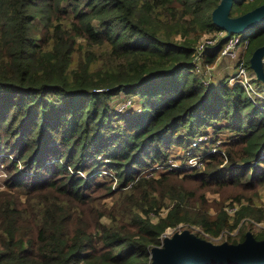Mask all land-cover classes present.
Instances as JSON below:
<instances>
[{
	"label": "trees",
	"instance_id": "1",
	"mask_svg": "<svg viewBox=\"0 0 264 264\" xmlns=\"http://www.w3.org/2000/svg\"><path fill=\"white\" fill-rule=\"evenodd\" d=\"M219 2L0 0V165L12 163L6 183L15 189L0 191V264H151L150 249L169 227L190 223L218 235L249 214L262 219L248 205L233 222L226 211L210 217L203 196L193 201L192 191L174 186L178 169L141 175L165 162L172 145H188L201 128L221 123L234 135L225 152L201 160L204 185L264 182V100L228 76L206 84L191 70L199 35L221 30L211 16ZM263 2L235 0L231 15ZM256 27L244 34L248 67L264 43V21ZM224 36L209 63L221 54ZM79 38L89 49L82 54ZM256 89L264 94V84ZM122 92L143 99L140 113L114 110L111 101ZM224 160L243 165L223 172ZM105 167L115 171L117 191L95 183ZM118 190L129 192L120 207L100 214L112 223L94 222L99 210L91 201ZM168 196L173 201L163 216Z\"/></svg>",
	"mask_w": 264,
	"mask_h": 264
},
{
	"label": "rangeland",
	"instance_id": "2",
	"mask_svg": "<svg viewBox=\"0 0 264 264\" xmlns=\"http://www.w3.org/2000/svg\"><path fill=\"white\" fill-rule=\"evenodd\" d=\"M248 6V5H246ZM257 28V27H255ZM253 28L252 30H249V33L253 34L257 29ZM215 31L213 32H206L201 33L199 35V38L196 41V45L203 39H205L207 36H213ZM195 36H198L195 35ZM79 42H81V49L82 52H85L88 49V45L84 44L83 39L79 38ZM218 42V41H217ZM217 44V43H216ZM195 45V46H196ZM238 50V55L242 56L244 55L245 59L247 60V57L245 54H247L246 47L242 44H240ZM214 47L208 48L206 54L201 59V65H202V72L198 73V76L203 78H210V82L213 84H217L220 81H222L225 77H229V83L230 78L232 76H235L237 73L236 66H237V60L238 58L228 57V56H222L221 54L216 58V60L213 63H209L207 60V55L211 50H213ZM93 50L97 52L98 54L101 53V47L94 46ZM250 66V63H249ZM253 78H255L254 72ZM254 85L257 87L258 83L264 84L263 82L256 80L252 81ZM231 84V83H230ZM254 97L259 96L258 98L261 100H264V94L256 93L252 94ZM259 104V103H258ZM111 105L114 108V110L120 111L124 115H129L130 113H140L143 106V99L140 98V96L133 94L128 95L126 93H120L111 101ZM123 105V108H122ZM260 105V104H259ZM121 109H123L121 111ZM117 120V119H115ZM221 125V123H220ZM216 123H213L209 126H204L200 129L198 132L199 135L195 137H189L187 144L185 146L182 145H172L169 149L168 153L170 154L166 162L164 163V166H171L175 162L180 164L175 165L176 171L174 172H180L181 175L178 177H173L172 182L174 186L181 188L182 190L186 191H192L193 192V201H199L201 199V196H203L206 200V211H208L210 217H217L223 214V212L228 213V219L230 222H233V213L229 211L230 205L232 203L237 204L239 208H242L244 205L251 206L252 208L256 209V212H254V215L260 216L262 219L258 221L256 217H253L252 215L244 216L241 221L237 224L236 227L233 229H224L222 230L218 235H214L212 233H208L205 231L204 228H202L200 225L196 224H188V223H180L176 227H169L165 234L162 236V239L165 235L172 236L177 231H182L185 228L190 229L193 233L197 234L198 236L208 239L214 243H222L224 241H232L234 239L238 240L240 237L244 234H246L247 231H252L254 233V236L257 235H263L264 236V182L260 183L256 180V178L251 179L250 181H253V183H249L246 180H241L237 184H230L226 186H221L217 184V182H210L208 185H204L201 178L204 176V174L199 173L200 170L203 169L200 165H198V161L201 159L203 160L205 155L209 153H213V148L215 149V152L218 150H221L222 152H225V149L222 148V145L224 142L228 141L230 137H233V132L229 131L227 128L223 127L220 128V126ZM216 127V128H215ZM203 138L201 140V138ZM199 141L198 145L193 147L192 141ZM190 143V144H189ZM221 146V147H220ZM203 164V163H202ZM252 166L256 167L257 162L254 163V161L251 162ZM243 165L241 162H237L235 165L228 166L227 160H224V162L220 165L218 168L220 171H227L230 167H237ZM7 167H3L0 165V191L3 190H10L9 186L6 183V178L8 177L9 170L13 171L14 168L12 166V163L8 162ZM18 167L22 170V162L18 163ZM156 167V168H155ZM196 167L200 168L199 171H190L191 168ZM164 167L156 165L154 163L153 166H149L146 169H144L141 173V175H144L146 177H155L159 178L164 172H170L163 171ZM163 171V172H162ZM184 171V173H183ZM264 171V167H262V170ZM102 175V176H101ZM140 175V176H141ZM218 174L216 175H206L210 176L209 178L215 179ZM94 177V175H90V177ZM139 177V176H138ZM114 178V181L112 182L111 179ZM105 185L111 186L114 189V191H117L118 184H117V177L115 176V171L112 169H108V167H105L103 170L100 171L99 176H96L95 183H104ZM127 188V187H126ZM125 189V188H124ZM21 190V189H19ZM15 191L14 190H10ZM122 190H118V192L114 193L113 195L107 196V197H96L94 200L91 201L93 203V207H96V209L99 210L98 215L96 218H94V222L100 221L102 223L110 225L112 223V220L109 216L106 214L100 215L101 210L103 209H110L111 211H115L120 207L121 202L124 200V198L129 194L128 190H123L125 193H121ZM20 192V191H19ZM87 193H90L87 191ZM26 193H20L19 194V201L24 202L26 201ZM165 207H162L159 214L166 215L168 208L167 206L172 203L173 199L172 197L168 196V198L165 199ZM151 216L154 220L157 219V215L153 212H151ZM31 232V226H27L24 233Z\"/></svg>",
	"mask_w": 264,
	"mask_h": 264
},
{
	"label": "water",
	"instance_id": "3",
	"mask_svg": "<svg viewBox=\"0 0 264 264\" xmlns=\"http://www.w3.org/2000/svg\"><path fill=\"white\" fill-rule=\"evenodd\" d=\"M234 1L220 0L211 13L213 23L226 31L223 40L232 34H245L264 21V2L233 16ZM249 63L255 79L264 83V43L254 49ZM150 257L151 264H264V239L247 231L240 242L214 243L185 228L172 236L165 235L160 245L150 249Z\"/></svg>",
	"mask_w": 264,
	"mask_h": 264
},
{
	"label": "built area",
	"instance_id": "4",
	"mask_svg": "<svg viewBox=\"0 0 264 264\" xmlns=\"http://www.w3.org/2000/svg\"><path fill=\"white\" fill-rule=\"evenodd\" d=\"M251 1V0H248ZM226 34V31L221 29V30H217L214 32L213 36H207L205 39L201 40L195 47V55H194V59L192 60V67L191 70L195 73H201L202 72V65H201V59L204 57V55L206 54L208 48L210 47H214L217 43V41L220 39V37L224 36ZM249 43V39L244 35V34H232L227 40H225V43L223 44L222 50H221V55L222 56H228V57H233V58H238L237 60V66H236V70L237 73L235 76H232L230 78V83L234 84L236 82H240L245 89L247 90V92H249L250 96H253L252 94L256 93V95L258 94L257 89L254 85L253 81V73L250 67H248V63L247 60L245 59L244 55L239 56L238 55V50H239V46L240 44H242V46L244 45L246 48L248 46ZM204 81V83H210V78H203L202 79ZM123 108V105H122ZM123 109H121L122 111ZM199 133L196 135L198 136ZM201 138V137H200ZM194 139V138H193ZM203 138H201L202 140ZM195 140V139H194ZM199 143V141H192V145L193 147L197 146ZM216 148H213L212 151L215 152ZM166 162V161H165ZM158 163L156 165L158 166H162L164 167L163 171H168V170H172V169H176L175 165H179L178 167H180L179 163H174L171 166H164V163ZM198 165H201V159L198 161ZM254 163H256V161H254ZM156 168V167H155ZM162 171V172H163ZM238 206L237 204L233 203L230 205L229 211L231 213H234L238 210Z\"/></svg>",
	"mask_w": 264,
	"mask_h": 264
},
{
	"label": "crops",
	"instance_id": "5",
	"mask_svg": "<svg viewBox=\"0 0 264 264\" xmlns=\"http://www.w3.org/2000/svg\"><path fill=\"white\" fill-rule=\"evenodd\" d=\"M246 55V54H245Z\"/></svg>",
	"mask_w": 264,
	"mask_h": 264
}]
</instances>
